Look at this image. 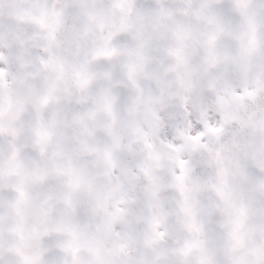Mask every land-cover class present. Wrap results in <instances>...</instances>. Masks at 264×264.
Listing matches in <instances>:
<instances>
[{
    "label": "clouds",
    "instance_id": "1",
    "mask_svg": "<svg viewBox=\"0 0 264 264\" xmlns=\"http://www.w3.org/2000/svg\"><path fill=\"white\" fill-rule=\"evenodd\" d=\"M0 264H264V0H0Z\"/></svg>",
    "mask_w": 264,
    "mask_h": 264
}]
</instances>
